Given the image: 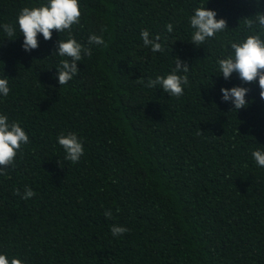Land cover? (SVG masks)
<instances>
[{"label": "trees", "instance_id": "1", "mask_svg": "<svg viewBox=\"0 0 264 264\" xmlns=\"http://www.w3.org/2000/svg\"><path fill=\"white\" fill-rule=\"evenodd\" d=\"M78 2L72 36L92 55L60 86L66 57L53 52L68 32L38 35L29 52L17 24L22 8L47 0H0V26L16 27L15 40L0 27V78L10 89L0 115L30 141L0 175V254L24 264H264V167L252 157L264 151V100L258 80H225L217 63L231 42L255 34L244 19L264 13V0ZM197 7L216 11L227 29L195 46ZM144 29L163 52L143 46ZM93 34L105 43L89 45ZM175 57L190 67L184 94L147 87L172 72ZM234 86L250 89L238 111L222 100L221 88ZM68 133L84 147L75 164L57 140ZM25 187L36 195L22 199ZM113 225L129 231L113 236Z\"/></svg>", "mask_w": 264, "mask_h": 264}, {"label": "clouds", "instance_id": "2", "mask_svg": "<svg viewBox=\"0 0 264 264\" xmlns=\"http://www.w3.org/2000/svg\"><path fill=\"white\" fill-rule=\"evenodd\" d=\"M259 7V0H256ZM81 10L78 0H47L46 4L39 7H24L20 10L17 17V24L23 36V49L32 51L39 47L38 35L42 34L45 41L52 39L53 30L58 33L67 31L69 38L59 40L57 53L60 57H66L60 61V67L57 68L58 83L60 86L66 85L79 69L78 62L83 56L91 57L90 47L77 42L72 36L73 25L80 24ZM217 13L206 7H197L190 18V25L195 29L192 35V44L195 46L204 44L208 39L215 36L216 33L227 29L225 19H217ZM246 28L255 34L248 35L242 42H231L230 47L233 50L226 58L218 60L219 71L225 80L231 78L233 73L238 74L239 79L246 84L254 83L258 80L259 96L264 100V13H257L250 18L244 19ZM8 40L16 35V27L13 24L6 23L0 26ZM167 31H173V25L167 24ZM259 32L256 33L255 29ZM150 33L147 29L142 30L141 39L143 46L150 48L151 52H163L165 45L160 42V36L156 35L150 39ZM105 41L101 36L95 34L88 38L89 45H103ZM189 65L179 57H175V67L170 74L166 76H157L155 79H148L147 87L159 88L171 96L180 97L184 94V85L188 84ZM179 73H184L180 75ZM143 83L142 78L139 79ZM8 77L0 78V95L9 94ZM250 89L240 86L232 88H221L222 100L231 101L236 111L248 106L245 97ZM58 143L64 149L65 159L73 164L78 163L84 155V147L75 133L61 134ZM30 143L29 136L20 126L18 121L9 122L6 115H0V175L7 176L8 166H15L14 162L17 153L21 152L22 145ZM22 154V152H21ZM258 166L264 167V151L255 150L252 152ZM15 194L20 196L19 189ZM36 193L28 187H25L22 199L27 200L34 197ZM107 219H111L112 211L107 210L104 213ZM129 229L124 226L113 225L111 234L120 236L127 233ZM0 264H24L18 257L9 258L5 254H0Z\"/></svg>", "mask_w": 264, "mask_h": 264}]
</instances>
